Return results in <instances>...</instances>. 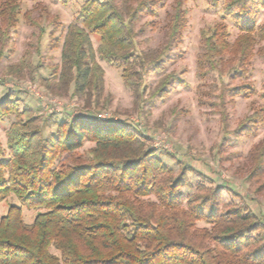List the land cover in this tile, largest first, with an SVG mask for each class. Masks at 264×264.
<instances>
[{
  "label": "trees",
  "instance_id": "16d2710c",
  "mask_svg": "<svg viewBox=\"0 0 264 264\" xmlns=\"http://www.w3.org/2000/svg\"><path fill=\"white\" fill-rule=\"evenodd\" d=\"M25 1L1 5L0 66ZM42 1L33 0V9L22 16L41 35V20L50 19ZM213 1L218 6L221 0ZM258 5L264 6V0H229L223 10L240 31L254 34L258 31L251 6L258 10ZM156 7L155 0H86L80 6L67 29L61 69L53 71L44 86L54 96L81 99L86 113L63 122L52 120L53 129L46 133L48 122L37 125L31 115L22 121L19 99L7 97L0 103V121L12 115L18 119L8 133V154L0 144V203L10 197L18 202L0 220V264H264L263 215L246 201L220 211L224 187L185 197L182 188L190 186V169L176 180L167 177L170 170L138 128L97 116L111 100L104 99L105 71L96 54L122 66L124 83L138 97L147 91L144 73L162 70L164 52L179 38L185 12L179 3L168 24L166 45L145 51L138 40L144 30L138 31L137 24L143 16H153ZM36 10L39 18L34 17ZM259 32L264 40V27ZM93 36L99 37L96 52ZM212 42L205 54L208 67L214 66L222 48ZM33 69L28 59H21L5 66L0 75L23 79ZM168 80L156 89L160 96ZM227 90L239 96L255 92L247 85ZM87 143L94 147L78 153ZM252 155L257 161L254 174L262 173L264 142ZM151 196L155 201L148 200ZM24 208L36 212L32 224L24 221ZM200 221L213 229L198 238L194 226ZM204 238L214 244H205Z\"/></svg>",
  "mask_w": 264,
  "mask_h": 264
},
{
  "label": "rangeland",
  "instance_id": "374dc122",
  "mask_svg": "<svg viewBox=\"0 0 264 264\" xmlns=\"http://www.w3.org/2000/svg\"><path fill=\"white\" fill-rule=\"evenodd\" d=\"M5 1L0 0V8ZM65 1H42L50 19L41 20L45 30L41 35L40 29L26 24L22 18L35 5L33 0H26L21 21L10 31L0 66L2 70L21 59L30 61L33 73L28 71L23 79L0 75V103L7 97L19 99L22 121L31 115L37 125L48 122L46 133L53 129L52 120L63 122L86 113L81 99L54 96L44 86L46 80L52 79L53 71L61 69L68 26L75 22L86 0ZM155 1L156 13L143 16L137 24L138 31L144 30L138 39L140 47L149 51L166 45L168 24L180 3L185 19L179 38L164 52L162 70L149 68L144 73L142 83L147 91L141 97L124 83L121 65L104 62L96 54L105 71L104 99L111 100L105 110L96 112L97 116L125 121L138 128L148 137V147L170 170L167 177L176 180L190 169L186 172L190 186L182 188L185 197L205 195L211 189L224 187L220 211L246 201L264 216V170L254 174L257 161L252 155L264 142V40L258 36L259 29L264 27V6L258 5V10L251 6L258 32L245 34L224 13L223 7L229 0H221L218 6L213 0ZM39 15L36 10L34 17ZM91 39L96 52L99 37ZM209 40L222 47L215 54L212 67L205 62ZM164 79H169V84L160 96L156 89ZM242 85L252 87L254 94L239 96L227 90ZM17 121L15 115L0 121V144L7 154L8 133ZM92 147L94 144L87 143L78 153L85 154ZM204 175L213 180H204ZM148 200L155 201V197ZM11 204H18L14 197L0 203V220ZM182 208L187 209V203ZM35 216V211L23 209L27 224H32ZM212 229V225L200 221L194 226V235L199 238L203 231ZM202 241L209 246L214 244L211 239Z\"/></svg>",
  "mask_w": 264,
  "mask_h": 264
}]
</instances>
